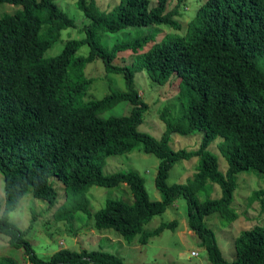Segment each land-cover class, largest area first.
<instances>
[{"label": "trees", "instance_id": "1", "mask_svg": "<svg viewBox=\"0 0 264 264\" xmlns=\"http://www.w3.org/2000/svg\"><path fill=\"white\" fill-rule=\"evenodd\" d=\"M121 0L110 12L95 3L79 0V7L93 22L83 41L70 40L63 51L49 56L63 31L76 21L55 0H0L18 7L15 14L0 17V172L4 197L0 201V233L13 248H25L32 264H125L119 256L101 250L61 249L48 260L40 258L27 239L33 229H20L10 214L33 192L54 207L59 193L51 183L56 177L66 197L54 212L57 222L74 223L83 212L99 231L114 230L129 245H147L165 230H175V220L145 231L157 215L165 213L180 198L187 202V223L208 252L213 264H264V227L241 231L235 242L236 258L228 261L216 233L206 219L219 213L234 222L231 208L238 176L248 168L264 171V0H205L183 36L153 42L131 66L115 65L123 51L141 53L152 36H142L108 48L98 41L99 31L118 33L129 28L166 25L181 29L176 20L186 0ZM90 44L88 56H79ZM103 59L108 73L123 74L127 91L112 92L101 101L89 99L94 83L86 69ZM146 71L151 80L165 86L177 77L184 113L173 117L163 109L166 126L157 138L139 131L149 105L135 89V75ZM123 102L132 105L129 115L104 117ZM202 136L196 148L173 149V134ZM218 137L228 162L220 169L217 155L209 146ZM142 145L141 150L159 157L155 186L161 200L152 201L145 179L138 171L105 174L111 154H123ZM140 149V148H139ZM199 157L193 178L168 183L174 165L182 159ZM127 184L132 204L108 200L96 214L88 198L94 186L115 188ZM209 184L222 190L219 199L201 201L199 194ZM263 191L254 193L257 201ZM264 202V199H261ZM0 264H20L0 257Z\"/></svg>", "mask_w": 264, "mask_h": 264}, {"label": "rangeland", "instance_id": "2", "mask_svg": "<svg viewBox=\"0 0 264 264\" xmlns=\"http://www.w3.org/2000/svg\"><path fill=\"white\" fill-rule=\"evenodd\" d=\"M96 4L101 12H110L117 8L121 0H89ZM205 0H186L181 15L176 20L181 24L180 30L172 29L166 25H153L144 28H129L118 33L99 31L98 41L108 48L116 44L132 41L142 36H152L149 44L143 46L141 53L123 51L119 54L114 64L131 66L152 45L153 42H161L175 36L186 34L189 23L195 17L197 10ZM79 0H55L58 7L76 21V27L63 31L62 40L48 53L49 56L60 54L66 43L70 40L83 41L88 37L87 28L92 21L79 7ZM156 3V0H153ZM176 6V0L173 7ZM21 7L2 3L0 4V17L15 14ZM91 52L90 44H84L78 52L79 56H88ZM103 59H97L87 66L86 72L94 83L89 91V99L101 101L112 92H126L127 86L123 74L108 73ZM176 75L165 86L155 84L146 71L135 75V89L142 99L149 105V110L144 115L143 123L139 131L147 132L157 138L165 132L166 126L160 115L165 108L171 109L173 117H179L184 113V105L181 101V89ZM129 102H123L114 109L104 114V117H120L129 115L132 111ZM202 136L197 130L192 135L173 134L171 146L173 149H193L200 145ZM218 137L209 146L220 163V169L226 172L228 162L223 156ZM142 145L133 151L123 154H111L107 158L104 167L105 174L120 171L135 170L145 179L146 189L152 201L161 200L160 191L155 186V177L160 159L153 153L141 150ZM140 148V149H139ZM199 157L179 160L171 171L168 183H184L193 178ZM51 183L59 193V199L54 207H51L45 199L35 198L33 192L28 193L21 201L19 207L10 214V221L22 230H28L33 224V216L37 215L33 229L27 239L32 243L35 253L42 259L48 260L54 253L61 249L74 251L101 250L113 253L124 261L125 264H213L209 261L207 250L201 246V241L195 232L191 231L187 223V202L180 198L168 210L157 215L145 226V231H153L163 223L178 222L175 230H165L160 236L151 239L147 245H129L126 240L114 230L99 231L95 228V221L91 216L79 212L74 217V223L57 222L54 218L55 210L62 205L66 193L63 184L56 178H51ZM4 179L0 172V201L3 203ZM259 191L264 194V171L248 168L238 176V188L234 193L231 208L237 213L238 219L234 222L226 220L219 213L209 216L206 221L216 233L218 243L225 258L232 262L236 258L234 242L238 234L255 226L264 227V195L257 201H250L251 196ZM222 195L221 188L216 184H209L207 190L199 194L201 201L208 198L219 199ZM93 214L105 207L108 200H124L129 204L134 202L133 194L127 184H120L115 188H102L94 186L88 193ZM195 252L198 255L193 256ZM0 257H10L20 264H32L29 261L25 248H13L9 244V237L0 233Z\"/></svg>", "mask_w": 264, "mask_h": 264}, {"label": "built area", "instance_id": "3", "mask_svg": "<svg viewBox=\"0 0 264 264\" xmlns=\"http://www.w3.org/2000/svg\"><path fill=\"white\" fill-rule=\"evenodd\" d=\"M192 255H193V256H197L198 254H197V253H195V252H193V253H192Z\"/></svg>", "mask_w": 264, "mask_h": 264}]
</instances>
